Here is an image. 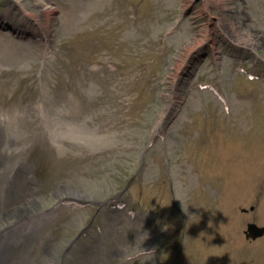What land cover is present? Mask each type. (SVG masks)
I'll return each instance as SVG.
<instances>
[{"label":"rangeland","instance_id":"rangeland-1","mask_svg":"<svg viewBox=\"0 0 264 264\" xmlns=\"http://www.w3.org/2000/svg\"><path fill=\"white\" fill-rule=\"evenodd\" d=\"M47 5L49 15L35 0H0L34 31L50 28L43 41L0 31V229L17 209L47 210L67 193L106 202L128 184L119 201L141 217L61 205L28 264H55L91 221L101 230L66 252L79 264H264V236L244 235L264 226V0Z\"/></svg>","mask_w":264,"mask_h":264},{"label":"bare ground","instance_id":"bare-ground-1","mask_svg":"<svg viewBox=\"0 0 264 264\" xmlns=\"http://www.w3.org/2000/svg\"><path fill=\"white\" fill-rule=\"evenodd\" d=\"M35 1L40 4V7L43 9L44 13H47L49 15V13L51 11L49 9V5H47L48 0H35ZM21 19H33V18L30 17L28 15V13L23 12ZM45 25H47V22L42 21L40 28L42 31L41 33H43L42 35L44 36L43 40H44V38H46L48 36V33H49L48 30L50 29L49 27H47ZM23 31L27 32L26 29H23ZM211 37H212V35L208 32V36H207L206 40L210 39ZM181 67H182V65H181ZM175 77H176V75L173 76V78H175ZM179 81L180 80L177 81V84L174 86V89L178 86ZM180 92H182L181 89L178 90L177 92H175L173 104H176L179 102V98L181 96ZM173 109L174 108L169 107L168 108V114H170V112L173 111ZM161 122H162V119H160V121L158 123L160 124ZM161 128H162V126L160 125V129ZM13 213H14L13 216L15 217V221H13L12 224L9 225V227L7 229L0 232V263L1 264H2L1 261H3V260H4L5 264H17L16 257L13 256L12 254L8 253V251H10V252L13 251V249L17 246L18 234L20 233L21 229L24 227H27L28 224L38 223L39 221L44 219V215L34 216L31 212H29L25 209H17V211L15 210V212H13ZM35 217H37V220ZM38 219H41V220H38ZM10 248H11V250H10ZM4 252H6V253H4Z\"/></svg>","mask_w":264,"mask_h":264},{"label":"water","instance_id":"water-1","mask_svg":"<svg viewBox=\"0 0 264 264\" xmlns=\"http://www.w3.org/2000/svg\"><path fill=\"white\" fill-rule=\"evenodd\" d=\"M251 232L253 231V232H255V234L256 235H260V234H262V232H264V228H257V227H255L254 225H250V229H249ZM252 232V233H253ZM254 233H253V235H255Z\"/></svg>","mask_w":264,"mask_h":264}]
</instances>
